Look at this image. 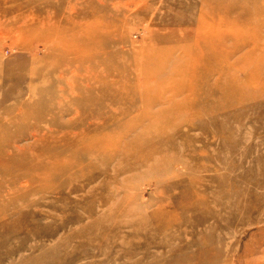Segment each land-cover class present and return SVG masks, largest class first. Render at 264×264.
I'll return each instance as SVG.
<instances>
[{
  "label": "rangeland",
  "instance_id": "obj_1",
  "mask_svg": "<svg viewBox=\"0 0 264 264\" xmlns=\"http://www.w3.org/2000/svg\"><path fill=\"white\" fill-rule=\"evenodd\" d=\"M0 264H264V0H0Z\"/></svg>",
  "mask_w": 264,
  "mask_h": 264
},
{
  "label": "bare ground",
  "instance_id": "obj_2",
  "mask_svg": "<svg viewBox=\"0 0 264 264\" xmlns=\"http://www.w3.org/2000/svg\"><path fill=\"white\" fill-rule=\"evenodd\" d=\"M251 2V1H250ZM213 3V2H212ZM252 3V2H251ZM242 4V6L244 5V2H242L241 3ZM210 5H211V3H210ZM231 5H232V3H231ZM240 5V4H239ZM225 7V6H224ZM222 8V7H221ZM234 7H232L231 9H233ZM224 9V8H223ZM225 10V9H224ZM227 10V9H226ZM231 11V10H230ZM222 12V11H221ZM224 13V12H223ZM226 13V16H228L227 15V11L225 12ZM221 14V13H220ZM221 16V15H220ZM223 16V15H222ZM216 18V17H215ZM227 18L228 17H226V20H227ZM217 19V18H216ZM229 20H230V18H229ZM219 21V20H218ZM226 24V23H225ZM235 44V43H234ZM217 45H218V43H217ZM236 46V51H240L241 50V48L243 47V45H240V43L239 44H235ZM231 52V51H230ZM234 52V51H233ZM232 53V52H231ZM35 54V53H34ZM226 54V53H225ZM235 54V53H234ZM223 58V57H222ZM227 58V57H226ZM226 58H223V59H226ZM222 60V59H221ZM228 60V59H227ZM199 65H200V63H199ZM200 72V71H199ZM227 72V71H226ZM232 81V80H231ZM237 82V81H236ZM229 83V82H228ZM235 83V82H234ZM222 84V83H221ZM223 84H224V87H226V84H225V81L223 82ZM222 84V85H223ZM230 85L232 86V87H235L233 84H232V82L230 83ZM224 87H221V89H224ZM237 88H238V86H237ZM236 89V88H235ZM222 92V91H221ZM225 93V92H224ZM225 95V94H224ZM228 98V97H227ZM227 98L225 99V97H223V99H225V100H227ZM231 101H233V100H231ZM225 102H227V101H225ZM94 111V110H93ZM92 116V115H91Z\"/></svg>",
  "mask_w": 264,
  "mask_h": 264
}]
</instances>
